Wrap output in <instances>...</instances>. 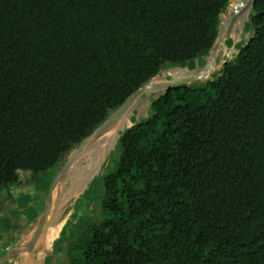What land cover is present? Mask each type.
Segmentation results:
<instances>
[{"label": "trees", "instance_id": "1", "mask_svg": "<svg viewBox=\"0 0 264 264\" xmlns=\"http://www.w3.org/2000/svg\"><path fill=\"white\" fill-rule=\"evenodd\" d=\"M242 1L0 0V193L21 172L59 171L163 69L208 56L221 15ZM252 8L254 34L233 60L159 96L121 135L143 103L117 133L99 219L80 217L69 264H264V0L247 6L244 26ZM140 102L90 140L56 217ZM64 215L19 264L65 235Z\"/></svg>", "mask_w": 264, "mask_h": 264}, {"label": "rangeland", "instance_id": "2", "mask_svg": "<svg viewBox=\"0 0 264 264\" xmlns=\"http://www.w3.org/2000/svg\"><path fill=\"white\" fill-rule=\"evenodd\" d=\"M230 9L231 7L229 5L227 11L221 15V26L229 20L231 15ZM252 16L253 8L245 26L243 22L245 20L241 22L244 16L238 20L237 23H235V18L232 23L228 24V26H233L234 23L238 24L240 25V29H238V32L234 35H232L231 31L227 33L215 58L212 57L211 51L208 56L188 62L185 65L163 69L153 80L166 83L171 80H180L196 76L201 77V73L204 70L203 68H205L211 60H214L215 70L208 75L206 80L194 82L191 85L205 83L211 80L214 74L223 68L225 62L233 60L240 52L241 48L247 43L251 36H253ZM225 45H227L228 48H226ZM153 80H151V82ZM162 94L163 91L151 99L144 101L142 112L138 113V116L133 118L131 124L126 125L121 135L136 123L148 118L151 114L150 107L152 102ZM144 95H142L136 103L144 100ZM94 135L95 133L90 136V140ZM90 140L81 148H76L67 158V161L70 158L72 161L54 189L49 214L51 216V222L61 210L60 203L63 201V189L68 178L75 174L79 167L83 168L84 165H87L84 159H86L87 155L92 151L91 146H88ZM105 154L99 159L87 184L78 194L68 199V209L64 215V220L66 221L64 227L67 223L69 226L65 235H62L61 231L59 236L53 241L52 246L48 248L45 253H38L40 255L39 257L36 255L35 264H69L68 238L74 226L83 215L94 217V221L99 219L101 186L104 177L114 172L118 165L120 159L119 147L115 146L110 152ZM66 162L62 164L61 169ZM56 169L57 167L49 170L40 175L37 179H35L31 173L21 172L20 185L13 186L0 193V260H2L10 250L18 249L11 254L5 264H19L24 257L30 253L31 250L25 251L24 249L28 248L33 234L42 221L47 206L49 205L47 198L50 187L61 170L57 171ZM87 190H90L88 194H86ZM47 229L43 231L40 238L46 233Z\"/></svg>", "mask_w": 264, "mask_h": 264}, {"label": "water", "instance_id": "3", "mask_svg": "<svg viewBox=\"0 0 264 264\" xmlns=\"http://www.w3.org/2000/svg\"><path fill=\"white\" fill-rule=\"evenodd\" d=\"M254 0H243L241 4H239L237 7L233 8V10H231V15L229 20L223 24L222 26H220L219 29V34H218V38L217 41L212 49V57L215 58L218 49L220 48L223 38H224V34L225 31L227 29L228 24L232 23V21L236 18V16L238 15V13L242 10V8L250 3L253 4ZM153 80V79H152ZM206 78H201L200 76H196V77H190V78H186V79H180V80H171L169 82L163 83L162 85H160V89L163 91V94L167 93L169 90L173 89V88H177V87H190L192 83L194 82H200V81H205ZM151 81L147 82L145 85H143L137 92H135L133 95H131L103 124L100 128L104 127L107 124H113L116 123L117 121H119L120 119H122V117H124V115L132 108V106L137 102V100L148 90L149 88V84ZM98 128L96 130V132L100 129ZM95 132V133H96ZM91 137L87 138L86 140H84L82 142V144L78 147L81 148L83 145H85ZM72 159H68V161L66 162V164L63 166V168L60 170V172L58 173L57 177L55 178V180L53 181L50 190H49V194H48V198H47V202H48V206L47 209L44 213L43 219L40 222L38 228L36 229V231L33 234V237L29 243L28 248L24 249L25 251L28 250H32L35 246V244L37 243L38 239L40 238L41 234L43 233V231H45L48 228V217L50 214V205L52 202V198H53V193H54V189L56 188V185L59 182V179L63 176V174L65 173V171L68 169V167L70 166ZM18 249H12L10 250L3 258L2 260H0V264H5L7 262V260L10 258L11 254L14 251H17Z\"/></svg>", "mask_w": 264, "mask_h": 264}, {"label": "bare ground", "instance_id": "4", "mask_svg": "<svg viewBox=\"0 0 264 264\" xmlns=\"http://www.w3.org/2000/svg\"><path fill=\"white\" fill-rule=\"evenodd\" d=\"M242 3V2H241ZM241 3H239V4H241ZM239 4H237L236 6H233V7H231V9L230 10H233V8H235V7H237ZM252 4V3H251ZM249 5V4H248ZM248 5H246V6H244L243 8H242V10L238 13V15L236 16V20H235V23H237L238 22V20H240L242 17H243V14L246 12V10H247V6ZM229 14H230V12H229ZM226 20V19H225ZM234 23V24H235ZM233 24V26H228L227 27V29H226V31H225V34H224V38H225V36L227 35V33L229 32V31H233L234 30V28H235V26L237 25V24H235L234 25ZM223 38V39H224ZM234 49V48H233ZM214 64V60H211L210 61V63L208 64V65H213ZM208 65L205 67V68H203L205 71H206V73L205 74H203L202 76H201V78H207L208 77V75H209V73H208V71H210V67H208ZM203 70V71H204ZM202 71V72H203ZM208 73V74H207ZM150 86H149V88H148V90L144 93V94H146L148 91H162L159 87H160V85H162V84H156V82L155 81H152V82H150V84H149ZM143 94V95H144ZM146 100V98H144V100H142L139 104H138V106L135 108V110L130 114V116H129V118L118 128V130L116 131V133L112 136V138L110 139V141H109V143H108V146H107V149H106V151H105V153H108L109 152V150H110V147H111V144H112V142H113V140L115 139V137H116V135H117V133H119L120 132V130L124 127V125L127 123V121L139 110V108L141 107V105L144 103V101ZM135 105V104H134ZM133 105V106H134ZM132 106V107H133ZM132 109V108H131ZM130 109V110H131ZM129 110V111H130ZM128 111V112H129ZM128 112L124 115V117L128 114ZM124 117H122V119L124 118ZM122 119H120L119 121H121ZM119 121H117V122H119ZM116 122V123H117ZM116 123H113V124H107V125H105L104 127H102V128H100L96 133H95V135L99 132V131H101L102 129H104V128H106V127H110V126H112V125H114V124H116ZM94 135V136H95ZM93 136V137H94ZM92 137V138H93ZM104 153V154H105ZM105 156H106V154H105ZM99 161V160H98ZM98 161L96 162V164L98 163ZM96 164H95V166H96ZM95 166H93L92 167V169L90 170V172L85 176V178L83 179V181L75 188V190L72 192V194L70 195V197L68 198V199H71L74 195H76V194H78L79 193V191H81L82 190V188L84 187V185H85V183H86V181L88 180V178H89V176H90V174L92 173V171L95 169ZM68 202H69V200L67 201V203H66V205H65V207H64V209H63V212L59 215V216H57L52 222H51V216L49 215V217H48V228H49V226L51 225V224H53V223H55V222H57V221H59L62 217H63V215H64V213H65V210H66V208H67V206H68ZM38 242V241H37ZM34 249H32L31 251H33Z\"/></svg>", "mask_w": 264, "mask_h": 264}]
</instances>
